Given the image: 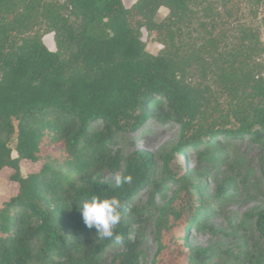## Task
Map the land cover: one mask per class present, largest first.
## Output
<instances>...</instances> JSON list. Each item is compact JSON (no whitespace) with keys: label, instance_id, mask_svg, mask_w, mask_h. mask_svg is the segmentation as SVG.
Wrapping results in <instances>:
<instances>
[{"label":"trees","instance_id":"16d2710c","mask_svg":"<svg viewBox=\"0 0 264 264\" xmlns=\"http://www.w3.org/2000/svg\"><path fill=\"white\" fill-rule=\"evenodd\" d=\"M206 1L137 0L127 8L123 0H0V172L10 168L18 184L0 207V264H100L115 242L83 222L79 206L93 194L122 204L115 232L125 250L110 264H137L138 236L131 237L143 219L132 198L145 184H162L152 155H125L118 137L148 119L181 129L162 155L177 190L159 210L152 264L206 259L207 249L187 241L190 225L206 222L199 188L184 179L185 145L250 135L264 146V75L248 64L264 53L260 35L241 29L218 52L222 17ZM162 7L169 13L158 20ZM143 28L163 45L157 54ZM44 32L55 33L56 50ZM245 87L253 90L241 95ZM23 160L41 169L24 175ZM106 171L132 180L117 189ZM254 225L264 237V208Z\"/></svg>","mask_w":264,"mask_h":264},{"label":"rangeland","instance_id":"374dc122","mask_svg":"<svg viewBox=\"0 0 264 264\" xmlns=\"http://www.w3.org/2000/svg\"><path fill=\"white\" fill-rule=\"evenodd\" d=\"M129 8L137 0H123ZM204 5L220 12L221 32L225 34L218 52L222 51L226 40H232L239 30L245 29L260 35L264 46V0H207ZM169 13L166 7L160 8L157 19L162 20ZM204 12H199L202 17ZM219 15V14H218ZM202 19V18H200ZM142 37L150 53L157 54L163 45L155 39V34L142 31ZM43 39L52 42L56 50L54 32H44ZM229 44L227 45V47ZM250 68L264 75V53L252 55L248 61ZM256 72V71H254ZM241 95L253 89L244 88ZM246 90V91H245ZM229 98L225 91L217 93ZM238 96L239 93H237ZM181 129L175 122L163 123L148 119L140 129L121 133L119 147L125 155L145 151L152 155L154 178L162 184L156 188L145 184L132 198V204L141 210L140 225L134 224L138 232L140 246L137 264H152L158 249L157 221L159 210L177 190V185L164 172L162 155L180 141ZM221 138V137H220ZM206 144L185 145L186 154L180 158L185 170L184 179L200 190V217L206 226L199 228L190 225L187 241L191 248L208 250L204 261L193 264H264V237L255 229L254 217L264 208V146L250 135L223 136ZM16 156V152H14ZM41 163L29 160L21 162L24 175L38 172ZM12 170L0 172V207L18 191V184L10 180ZM119 172H104L106 180H114ZM224 188V189H221ZM196 208H191L189 215ZM124 245L114 243L100 257V264H110L117 253L123 252Z\"/></svg>","mask_w":264,"mask_h":264},{"label":"clouds","instance_id":"9594fccd","mask_svg":"<svg viewBox=\"0 0 264 264\" xmlns=\"http://www.w3.org/2000/svg\"><path fill=\"white\" fill-rule=\"evenodd\" d=\"M131 175H120L114 178L115 187L121 188L130 183ZM82 209V219L85 226L96 230V236L101 240H113L119 244L121 237L115 232L121 220L122 204L117 195L93 194L79 206Z\"/></svg>","mask_w":264,"mask_h":264},{"label":"water","instance_id":"95a60500","mask_svg":"<svg viewBox=\"0 0 264 264\" xmlns=\"http://www.w3.org/2000/svg\"><path fill=\"white\" fill-rule=\"evenodd\" d=\"M123 3H124V1H123ZM124 5H125V3H124ZM126 6V5H125ZM127 8H129L128 6H126ZM146 30V28H143L142 29V31H145ZM54 35H55V33H54ZM142 40L144 41V38L142 37ZM43 41H44V43H45V45L50 49V50H53L52 49V42H50V41H46V40H44L43 39Z\"/></svg>","mask_w":264,"mask_h":264}]
</instances>
